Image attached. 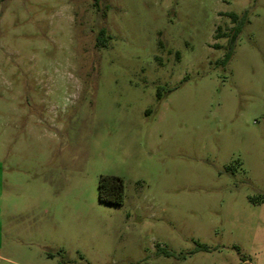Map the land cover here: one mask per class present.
<instances>
[{"label":"rangeland","instance_id":"rangeland-1","mask_svg":"<svg viewBox=\"0 0 264 264\" xmlns=\"http://www.w3.org/2000/svg\"><path fill=\"white\" fill-rule=\"evenodd\" d=\"M0 186V264H264V0H0Z\"/></svg>","mask_w":264,"mask_h":264},{"label":"trees","instance_id":"trees-1","mask_svg":"<svg viewBox=\"0 0 264 264\" xmlns=\"http://www.w3.org/2000/svg\"><path fill=\"white\" fill-rule=\"evenodd\" d=\"M226 16L230 18L234 26L231 29V32L228 35V45L227 52L225 53L223 63L226 64L235 48L236 40L240 34L242 28L246 23H248L247 13H244L241 17L235 13H227ZM104 32L101 30L97 37V44L103 43ZM98 200L102 203L113 204V205H122L124 202V184L123 180L119 177L113 175H102L98 181ZM243 261L242 264H248Z\"/></svg>","mask_w":264,"mask_h":264},{"label":"crops","instance_id":"crops-1","mask_svg":"<svg viewBox=\"0 0 264 264\" xmlns=\"http://www.w3.org/2000/svg\"><path fill=\"white\" fill-rule=\"evenodd\" d=\"M1 188H2V186H0V192H1ZM250 264V263H249Z\"/></svg>","mask_w":264,"mask_h":264}]
</instances>
